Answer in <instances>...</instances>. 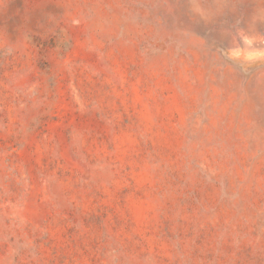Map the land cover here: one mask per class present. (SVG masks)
Wrapping results in <instances>:
<instances>
[{"label": "rangeland", "instance_id": "rangeland-1", "mask_svg": "<svg viewBox=\"0 0 264 264\" xmlns=\"http://www.w3.org/2000/svg\"><path fill=\"white\" fill-rule=\"evenodd\" d=\"M0 264H264V0H0Z\"/></svg>", "mask_w": 264, "mask_h": 264}]
</instances>
